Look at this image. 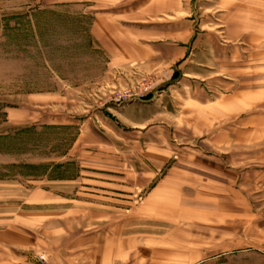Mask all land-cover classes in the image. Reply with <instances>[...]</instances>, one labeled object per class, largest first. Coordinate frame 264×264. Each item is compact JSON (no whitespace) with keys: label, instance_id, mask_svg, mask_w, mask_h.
Returning <instances> with one entry per match:
<instances>
[{"label":"rangeland","instance_id":"rangeland-1","mask_svg":"<svg viewBox=\"0 0 264 264\" xmlns=\"http://www.w3.org/2000/svg\"><path fill=\"white\" fill-rule=\"evenodd\" d=\"M117 25L147 63H104L95 30ZM174 47L217 58L203 83L233 95L258 79L264 0H0V264H264V129H179L183 78L175 119L120 115L182 70Z\"/></svg>","mask_w":264,"mask_h":264},{"label":"crops","instance_id":"crops-1","mask_svg":"<svg viewBox=\"0 0 264 264\" xmlns=\"http://www.w3.org/2000/svg\"><path fill=\"white\" fill-rule=\"evenodd\" d=\"M95 33L97 41H99L98 47L103 51L101 54L104 63L111 66L113 71L118 68L125 70L124 68L127 67L145 64L152 58L150 52H153V46L145 42L139 43L141 38L137 35L136 28L131 25H117L113 27V31L109 34L106 31L98 30H95ZM172 49L170 48L173 55L182 54L185 58L182 63V70L179 68L180 70L174 71L171 76L164 80H158L162 83V86L161 92L159 91L160 93L157 95L120 107V115L123 116L124 121L130 124V128L146 129L162 112L166 116L174 118L172 114L175 110L171 106H175L176 103L171 98L170 91L175 87L174 82L179 78H183L176 85L180 97V104H177L178 108L180 107L177 115L179 129L181 127L193 130L194 135L198 136L210 133L219 127H223V125L224 127H228V124L233 125L236 123L235 120L238 119L236 125L242 131L249 128L264 129V107L263 111L248 112V105L253 102L264 105V99H262V97L264 98V57L258 56L247 62V65H252L251 68H246L248 74H250L249 71L252 72V75L256 72L255 74L258 76L256 81L251 82L252 78L250 79L247 75L245 79L240 77V87L237 88L234 94L228 93L220 100L217 97L215 98L213 91L208 89L209 86L206 83H203L204 79L211 80L219 74L216 67L211 66V64H204L206 60L208 62L215 61L216 63L217 58L212 57V54H204V57H199L197 56L198 52L188 54L186 50H183L184 47H174ZM203 58H205L204 61ZM223 73L228 74L227 71ZM182 75L183 77H181ZM185 76L194 77L192 96L188 94L191 83L184 81ZM231 85L233 86V84ZM187 86L189 87L186 88ZM165 96H167V99ZM239 141L238 138L236 140L234 137L229 136L225 137L224 143L234 145L249 142L248 138Z\"/></svg>","mask_w":264,"mask_h":264}]
</instances>
